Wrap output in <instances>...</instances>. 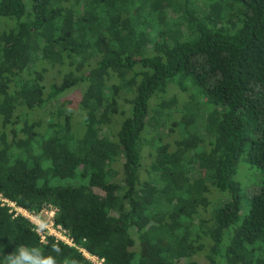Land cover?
Masks as SVG:
<instances>
[{
    "label": "trees",
    "instance_id": "16d2710c",
    "mask_svg": "<svg viewBox=\"0 0 264 264\" xmlns=\"http://www.w3.org/2000/svg\"><path fill=\"white\" fill-rule=\"evenodd\" d=\"M171 1L0 0V193L57 207L102 264H264V0H206L200 19ZM80 85L82 123L61 100ZM10 210L0 264L19 246L92 264Z\"/></svg>",
    "mask_w": 264,
    "mask_h": 264
},
{
    "label": "rangeland",
    "instance_id": "374dc122",
    "mask_svg": "<svg viewBox=\"0 0 264 264\" xmlns=\"http://www.w3.org/2000/svg\"><path fill=\"white\" fill-rule=\"evenodd\" d=\"M198 4L200 6V10L197 13L199 15L198 19L202 17L206 12L209 11L210 6L206 2V0H199ZM178 5V0H172L171 2L167 3L165 7L167 8L166 10L169 12L168 15H171L172 17H177L178 15L175 14V12L172 10V8L177 7ZM219 12V11H217ZM161 18L164 19L165 13L162 12L160 14ZM85 85H80L78 87L71 88L67 92H65L63 95H61V100L65 101V104L67 107L71 108L72 111L74 112V117L76 118L77 122H81L83 120L82 117V110L80 109L79 105L77 104L80 97L83 94ZM172 95H177L179 98L180 102L182 103L184 100L187 99V96L189 95V91L182 90L180 86L172 84L168 91L164 94L166 98H169ZM161 99L160 96L158 98L153 99V104L159 102ZM166 132L162 133L161 135H166ZM172 140L171 136H165L164 137V142ZM153 151V148H151L150 145L146 146V151L143 156V169L146 171V168L150 166L153 163V160H156L157 155H151L149 151ZM245 165V166H244ZM250 168V169H249ZM249 169V170H248ZM257 171L254 168H251L248 166L246 162H244L243 158L241 157L238 160V170L236 172L235 178L241 181L244 185L248 186V189H256L259 184H260V178L258 179L257 177ZM146 175V174H145ZM220 195V194H219ZM215 195L214 197H216ZM213 197V198H214Z\"/></svg>",
    "mask_w": 264,
    "mask_h": 264
},
{
    "label": "built area",
    "instance_id": "2783aa9c",
    "mask_svg": "<svg viewBox=\"0 0 264 264\" xmlns=\"http://www.w3.org/2000/svg\"><path fill=\"white\" fill-rule=\"evenodd\" d=\"M0 200L3 205L11 207L14 215H23L28 218L33 224V229L40 236V241L47 243L49 237H54L56 241L64 242L70 246L77 247L82 254L89 259L92 264H102L104 258L90 253L86 248L77 244L70 231L62 224L57 223L55 220L57 207L52 204L45 205L39 212L29 210L23 206L17 205L16 202L11 201L0 193Z\"/></svg>",
    "mask_w": 264,
    "mask_h": 264
},
{
    "label": "clouds",
    "instance_id": "9594fccd",
    "mask_svg": "<svg viewBox=\"0 0 264 264\" xmlns=\"http://www.w3.org/2000/svg\"><path fill=\"white\" fill-rule=\"evenodd\" d=\"M53 252L58 248L54 245ZM5 264H56L55 257L45 254L39 247L19 246L13 253L7 255Z\"/></svg>",
    "mask_w": 264,
    "mask_h": 264
}]
</instances>
